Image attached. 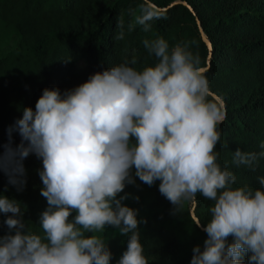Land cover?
Wrapping results in <instances>:
<instances>
[{
	"label": "clouds",
	"instance_id": "clouds-1",
	"mask_svg": "<svg viewBox=\"0 0 264 264\" xmlns=\"http://www.w3.org/2000/svg\"><path fill=\"white\" fill-rule=\"evenodd\" d=\"M158 18L143 10L135 23L149 32ZM117 28L115 39L122 41L123 17ZM133 30L128 24L127 32ZM143 45L154 64L138 69L135 56L125 57L63 93L43 89L35 109H23L15 122L21 143L5 145L16 164L4 171L22 191V161L29 154L40 158V195L47 206L39 215L40 230L32 231L21 203L0 195L8 230L0 235V264H111L103 238L109 226L127 237L116 264H149L138 230L146 221L123 203L139 202L124 192L136 186V178L149 187L159 181L172 215L198 195L212 202L203 224L206 239L202 248L193 246L189 264H264V177L257 178L259 188L237 186L236 175L218 163V126L226 110L211 99L199 55L188 43L170 46L163 37ZM261 157L264 151L237 148L232 163L255 171Z\"/></svg>",
	"mask_w": 264,
	"mask_h": 264
},
{
	"label": "trees",
	"instance_id": "trees-1",
	"mask_svg": "<svg viewBox=\"0 0 264 264\" xmlns=\"http://www.w3.org/2000/svg\"><path fill=\"white\" fill-rule=\"evenodd\" d=\"M143 10L159 17L151 21L149 32L135 23ZM121 17L126 29L122 41L115 39ZM128 24L134 26L130 33ZM199 28L210 42L208 63ZM157 37L170 46L186 42L199 55L210 93L226 110L218 126L222 133L216 147L218 163L236 175L237 186L260 187L257 178L264 177V157L255 171L236 167L232 158L237 148L264 151V0H0V195L21 203L32 231L40 230L39 215L47 206L40 195L42 161L35 154L22 161L26 180L22 191L8 183L4 171L16 164L5 155V145L14 149L21 143L15 122L23 109L34 110L43 89L59 88L63 93L125 57L135 56L138 69L154 64L143 40ZM158 186L159 181L149 187L136 178V186L128 185L124 192L138 196L139 202L129 198L123 203L138 210V220L146 221L138 230L149 264H189L193 246L202 248L206 239L203 224L212 202L198 195L180 214L172 215V205ZM191 208L199 226L189 214ZM4 219L0 213V235L8 231ZM103 238L113 254L111 264H116L127 237L109 226Z\"/></svg>",
	"mask_w": 264,
	"mask_h": 264
},
{
	"label": "water",
	"instance_id": "water-1",
	"mask_svg": "<svg viewBox=\"0 0 264 264\" xmlns=\"http://www.w3.org/2000/svg\"><path fill=\"white\" fill-rule=\"evenodd\" d=\"M149 5L152 6V7H155L154 5H152V4H150V3H149ZM186 7L188 8V10H189L192 14H194V12L192 11V9H191L188 5H186ZM196 23L199 24L198 21H197V19H196ZM199 32L201 33V38H202V40H203V42H204V44H205V46H206V48H207V52H208V54H207V61H206V63H208V57L210 56V49H211V47H210V42H209V40H208V39L202 34L200 28H199ZM210 94H211V96H212L214 99H216L219 103H222L221 100H220L219 98H217L214 94H212V93H210ZM222 104H223V103H222ZM189 214H190L191 218L194 220V222L196 223V225L199 226V224H198L196 218H195L194 215H193V210H192V208L190 209Z\"/></svg>",
	"mask_w": 264,
	"mask_h": 264
}]
</instances>
